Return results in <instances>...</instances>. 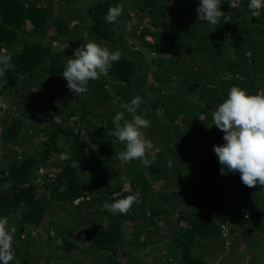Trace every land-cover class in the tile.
Segmentation results:
<instances>
[{"label":"trees","instance_id":"obj_1","mask_svg":"<svg viewBox=\"0 0 264 264\" xmlns=\"http://www.w3.org/2000/svg\"><path fill=\"white\" fill-rule=\"evenodd\" d=\"M249 2L221 0L227 21L211 25L199 0H0V55L13 65L0 77L10 264L264 263V186L222 175L213 149L231 87L264 93V9L252 17ZM88 42L121 56L74 94L62 72ZM136 96L151 166L117 159L125 144L111 134ZM137 192L127 214L103 207Z\"/></svg>","mask_w":264,"mask_h":264},{"label":"clouds","instance_id":"obj_2","mask_svg":"<svg viewBox=\"0 0 264 264\" xmlns=\"http://www.w3.org/2000/svg\"><path fill=\"white\" fill-rule=\"evenodd\" d=\"M220 5L221 0H199L195 9L197 19L211 25L220 23L222 17L227 21ZM248 8L252 17L259 18L261 9H264V0H250ZM122 11L119 5L110 7L104 19L114 23ZM120 56L118 50L110 52L95 42L84 43L72 58H67L62 72L67 88L74 94L85 93L89 81L98 80L101 75L107 76L112 63L118 61ZM10 61V55H0V77L13 67ZM141 103L142 98L136 96L122 105L132 115V120H126L123 112H117L111 134L125 144V150L116 154L117 159L124 163L139 160L144 166H151L156 156L153 153L149 158L148 153L153 145L142 131L150 127V121L136 114ZM0 107L6 109L7 105L0 102ZM213 121L215 127L223 132L225 141L222 145L213 146L221 165L220 173L227 175L238 172L242 184L249 188L264 186V93L249 95L239 87H231L227 99L213 112ZM139 195L137 192L113 203L104 201L103 207L114 214H127L134 203L140 202ZM14 232L15 229L8 228L7 218H0V264H10L14 259Z\"/></svg>","mask_w":264,"mask_h":264},{"label":"rangeland","instance_id":"obj_3","mask_svg":"<svg viewBox=\"0 0 264 264\" xmlns=\"http://www.w3.org/2000/svg\"><path fill=\"white\" fill-rule=\"evenodd\" d=\"M243 236H244V235H243ZM244 238H247L246 234H245ZM256 247L262 249L261 254H260V258H261V259L264 258V244H263V243H258V244H256ZM230 251H231V250H230ZM254 252H255V250H254ZM242 254H243V253H242ZM257 258H258V257H257ZM208 264H212V263H211V262H208ZM263 264H264V263H263Z\"/></svg>","mask_w":264,"mask_h":264}]
</instances>
